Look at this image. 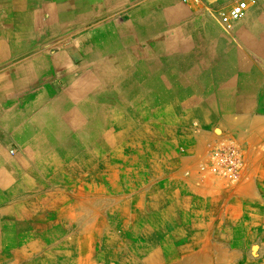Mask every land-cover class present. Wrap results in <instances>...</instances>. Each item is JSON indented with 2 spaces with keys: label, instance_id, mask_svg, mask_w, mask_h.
Returning <instances> with one entry per match:
<instances>
[{
  "label": "crops",
  "instance_id": "obj_1",
  "mask_svg": "<svg viewBox=\"0 0 264 264\" xmlns=\"http://www.w3.org/2000/svg\"><path fill=\"white\" fill-rule=\"evenodd\" d=\"M200 3L0 0V264H62L85 242L80 188L95 199L122 117L264 130V0L230 33Z\"/></svg>",
  "mask_w": 264,
  "mask_h": 264
},
{
  "label": "rangeland",
  "instance_id": "obj_2",
  "mask_svg": "<svg viewBox=\"0 0 264 264\" xmlns=\"http://www.w3.org/2000/svg\"><path fill=\"white\" fill-rule=\"evenodd\" d=\"M131 119L97 148L95 199L80 188L74 214L91 224L62 264H264V130L177 116L136 133Z\"/></svg>",
  "mask_w": 264,
  "mask_h": 264
},
{
  "label": "built area",
  "instance_id": "obj_3",
  "mask_svg": "<svg viewBox=\"0 0 264 264\" xmlns=\"http://www.w3.org/2000/svg\"><path fill=\"white\" fill-rule=\"evenodd\" d=\"M193 1L195 3L203 1L205 8L210 11L214 20L226 33H230L234 25L244 19L249 9L257 3V0H211L212 3L208 0ZM219 7H221L220 10H216Z\"/></svg>",
  "mask_w": 264,
  "mask_h": 264
},
{
  "label": "bare ground",
  "instance_id": "obj_4",
  "mask_svg": "<svg viewBox=\"0 0 264 264\" xmlns=\"http://www.w3.org/2000/svg\"><path fill=\"white\" fill-rule=\"evenodd\" d=\"M38 42V41H37Z\"/></svg>",
  "mask_w": 264,
  "mask_h": 264
}]
</instances>
